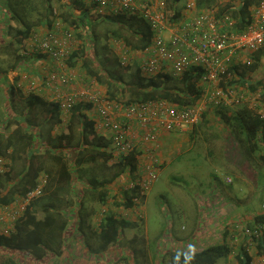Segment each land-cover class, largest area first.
<instances>
[{"label": "built area", "instance_id": "1", "mask_svg": "<svg viewBox=\"0 0 264 264\" xmlns=\"http://www.w3.org/2000/svg\"><path fill=\"white\" fill-rule=\"evenodd\" d=\"M100 17L132 15L144 20L152 33L151 43L141 55L124 47L119 54V64L126 69L138 65L140 75L152 79L160 74L180 77L195 67L202 69L199 85L202 95L194 105H178L166 99L139 100L124 103L112 100L95 85L73 88L76 76L69 64L75 52L76 36L65 30L62 18L56 17L50 28L34 31L27 40L30 49L24 55L42 60L43 74H25L24 82L30 93H38L57 103L60 111L70 114L79 103L91 105L86 110L92 115L94 127L111 142V161L118 163L124 157L136 152L138 165L141 158L157 151L161 136L166 132L191 129L197 126L207 111L223 105H249L260 119L264 120V88L258 86L246 96L232 81L230 69L240 60L251 67L256 63L254 55L264 49V0H260L252 21L246 29L238 31L231 17L217 18L214 12L203 10L191 19H183L169 25L166 0H81ZM195 4H188L193 9ZM56 11V10H55ZM139 63V64H138ZM33 73V72H32ZM225 80L226 85L222 82ZM45 90V91H43ZM48 93H47V92ZM65 122V120H64ZM157 161L150 164L148 178L135 183L144 166L135 172L128 171L123 191L137 189L145 196L157 179ZM12 160L0 155V174L10 173ZM130 174H133L130 176ZM143 174V173H142ZM48 183V176L40 177L38 184L26 195L17 196L8 205H0V234L11 236L17 221L33 201L41 196ZM121 188V189H122ZM135 203L140 200L133 199ZM264 210V205H263ZM140 217H143L141 214ZM264 228H245L244 235L259 240ZM251 248L254 240H251ZM254 242V243H253ZM254 264H259L254 262Z\"/></svg>", "mask_w": 264, "mask_h": 264}, {"label": "trees", "instance_id": "2", "mask_svg": "<svg viewBox=\"0 0 264 264\" xmlns=\"http://www.w3.org/2000/svg\"><path fill=\"white\" fill-rule=\"evenodd\" d=\"M166 1L168 5L167 20L169 25H173L182 18V8L180 4L184 0ZM240 1L241 7L239 10H236V8H233L231 5L226 6V10H221L224 16L227 15L224 14L225 12L233 14L232 17L235 20V29L238 31L246 29L250 24V7L257 4V0ZM71 2L76 9H81L82 14L79 18L80 21L85 23L90 16L94 15L95 12L93 11L90 14V9L87 8L81 0H71ZM208 2L209 0H198L196 4L197 8L201 10L207 9L206 5ZM8 3L12 4V1H7L9 7ZM168 9L171 12L168 11ZM52 13L53 18L60 17L63 21H65L64 17L66 15L69 17L68 12L64 13L65 16H63L58 10H54ZM128 18L130 22L133 23H135L137 19V17L132 15L109 16L104 22L109 23L112 28L105 33V38H102L97 34V25L92 26L83 23L81 26H89L92 28L90 30L91 37H93L92 45L97 48L98 44L102 41L103 51L107 49L106 46L110 37L123 40L131 50H144L151 43L152 34L150 33L148 36H145L144 34L140 40L136 41V32L132 30L131 25H128ZM68 19L66 18V20ZM9 32L10 31L8 30V33ZM29 32L30 29H27L20 34L27 37ZM0 42L3 43V41ZM98 53L99 52L94 54L95 57H93L89 55L86 48L81 47L72 54L69 64L71 65L75 59L81 61L89 76L97 78V81L108 85L110 90L108 96L112 100L130 103L139 100L166 99L178 105H194L199 101L202 95V89L199 85L202 69L199 67L184 72L180 78L173 77L169 74H160L155 78L146 79L141 76L140 71H138L139 74L136 72L133 79L127 81L123 77L121 70L117 69V67H121L117 56L109 55L105 58L106 60L102 59L110 65V68L113 69L111 70L104 64L99 66L96 63V58L99 56ZM263 54L264 50L259 59L262 58ZM20 59L22 58L19 57V60ZM259 59H256V63L251 66L254 70L259 67ZM19 64L21 63L18 62L16 66ZM230 72L232 73V76H235L233 68L230 69ZM119 73L121 74L119 75ZM4 75L5 74H0V80L5 79ZM173 80H178V84H171L170 82ZM225 80L226 79L224 78V81L222 82L223 86L226 85ZM233 82L235 83L236 81H230V84ZM121 83H124L125 85L123 89L119 86ZM257 87L258 86L256 85L252 86L251 90L254 91ZM126 92H129L130 95L127 101L124 100ZM89 108H91V105L89 104H77L71 111L72 117L70 121L66 123L61 118L62 112L57 103L48 98H44L41 94L31 93L27 98L22 111L14 109L16 114L19 113L15 120L19 126L15 130V132L19 134L18 139L15 140L13 137H10L7 140V144L4 145L0 129V155L12 160V169L19 164L24 165L23 173L19 175L21 179L19 177L17 179L10 178V173L0 174V205H8L13 202L17 196L26 195V193L36 187L43 172L48 174V183L44 188V192L33 201V203L26 209L23 216L17 221L15 232L8 237L0 234V257L2 259L0 264H55L53 257H51V253L54 255L60 254V251L58 250L60 247L62 249L64 232L67 230L69 222L60 216L61 209L57 207V202H49L46 204L42 203L41 198L46 190L53 189L54 191L51 195H55V199L60 201L58 194L65 188L62 183L69 181V185L71 184L72 176L75 171L71 168V164H69L66 155H74V153L67 151V147H71V144L73 143L77 146L83 147L85 143H87V134H90L93 137V141L98 139L99 136L94 127V121L89 118L90 116L86 112ZM42 114H49L48 122L50 123V126L48 133L50 135L51 131L56 129V126L61 125L64 127L61 133L55 135V137L52 135L50 136V139H52L51 147L46 148L45 152L47 157H50L59 165L57 170L46 167L44 163H42L44 157L37 151L35 152V150L38 149L34 147V144L37 145L39 139H41L40 136L45 139L44 133L37 129L42 127L38 118ZM234 115V119H236L240 129H242L241 132L244 131L246 134L250 148L253 151L259 147L264 150V120L260 119V117L251 110L247 104L240 105ZM12 117L14 116L3 119L0 127H7L9 120L13 119ZM43 123L46 122H42V124ZM77 124H79L78 129L80 132L78 131V140L74 142L75 127ZM32 147L34 149L33 151L28 150L30 148L32 149ZM92 148L93 149L87 151L91 158L87 159L88 155L85 154V152H80L77 156V163L79 164L84 161H96L97 159H100L105 165H108L112 156V150H107L108 147L106 144L105 146H97L93 143ZM262 159L264 160V156H262ZM116 167L121 168L122 172L128 169L132 173L135 172L138 167L137 153L134 152L124 157L121 161L116 163ZM70 168L72 170H70ZM6 181H8L7 184H5ZM69 185L67 187H69ZM136 190L137 189H130L124 192L125 196L121 201L125 208L128 209L133 207V199L136 195ZM96 193L99 195V199L103 201H106V198L108 199L106 190H101ZM110 210L111 209H109L108 212L104 211L99 219V225L101 228L100 235L104 241V248L117 242L120 235V221L116 218L115 214L110 212ZM82 217L83 219L80 221L86 223L85 215H82ZM78 219L80 218L78 217ZM255 220V226L249 228L253 229L257 226L264 227V214L257 215ZM251 240H254L255 242L254 245L256 246L257 254L264 256L263 232L262 237L256 241L255 239L246 237L235 252L226 242L210 245L206 248L190 253L172 251L169 253V264H218L219 261L228 259L232 253H235L236 264H253ZM94 264L106 263L96 262ZM109 264H130V261L128 258L124 257Z\"/></svg>", "mask_w": 264, "mask_h": 264}, {"label": "crops", "instance_id": "3", "mask_svg": "<svg viewBox=\"0 0 264 264\" xmlns=\"http://www.w3.org/2000/svg\"><path fill=\"white\" fill-rule=\"evenodd\" d=\"M11 1H12V4L8 3L9 7L7 5V0L5 1V4L1 3V1H0V41H3V43L0 42V47H8V44H5L6 42L4 40L5 34L8 33V30L9 31L14 30L16 32V35L18 36V39L22 40L21 38H23V41H27L29 39V37L31 36L32 32H34V31H41L42 32V31L47 30L48 28L51 27L54 19H56V17L53 18L52 11L58 10L63 14V16H65L64 13H67V12H68L69 16L70 15L72 16V20H71L66 15L64 17V19H65L64 23H65V30L72 31L76 36V44H75L76 50L75 51H77L81 47H84L88 50L89 55L94 56V54H96L99 51V49L101 48V47H97V48L93 47V45H92L93 37H91L92 35H91V31H90L92 28L89 26H83V27L81 26V24L84 23V22L80 21V19H79L81 17V14H82L81 9H76L75 6L72 4L71 0H40V1H35V2L34 1L31 2L28 0H26L25 2H23V0H11ZM217 1L218 2L220 1V4L217 3ZM233 1H234V3H233ZM231 2L233 4H230ZM259 3H260V0H257V4L252 5L250 7V22L253 19L255 9L259 5ZM188 4L186 2V3H183L182 5H180L182 8V11H181L182 18L178 22H176L175 24L179 23L183 19H191L198 12L203 11V10L197 8V5H196L197 1L195 3V6H194L195 8H193V9H188V7H187ZM229 5H231L233 8H236V10H239V8L241 7V1L240 0H224V2H222V0H209V2L206 5L207 9H205V10H210V11L214 12L215 15L217 16V18H219V19L225 18L226 16L232 17L233 16L232 13L225 12L224 14H227V15L224 16L223 12H221V10H226V6H229ZM89 9H90L89 12L91 14V12H93L94 10L91 8H89ZM108 17L90 16L87 19V21H85L84 24L92 25V26L97 25L96 29H97V33H98V31H99L98 28H99L100 24L104 23V21H106ZM134 17H137L136 22L135 23L130 22V20L128 18V21L130 22V23L128 22V25H131L132 30L134 32H136V36H137L136 41H137V40H140V38H142L144 36V34H145V36H148V34L151 33V30H150L148 24L144 20H142L138 16H134ZM66 18L67 19L69 18V19L66 20ZM232 19H233V17H232ZM23 20L28 21V24H29L27 29H30V32L28 33L27 37H24L23 34H20L23 31L22 28L20 27L21 22ZM234 22H235V20H234ZM132 24H133V26H132ZM77 36L79 37V40H77ZM112 38H110L109 41L107 42V46H106L107 49L105 51H103V50L99 51V53H98L99 56L106 55V58H107L109 55H115V56L119 57V54L124 47L131 50V48L128 47L123 40H121L119 38L117 39L115 37H112ZM18 46H22V44H20ZM132 51L133 52H139L140 50H137V51L132 50ZM262 51L256 53L254 55V58L259 59L260 56L262 55ZM20 54H21L20 57H22V56L29 57L30 56V55H24L21 52H20ZM137 54H138V56H140L141 51ZM32 58H33L34 62L36 61L35 66L32 67L33 70H30L31 68L29 67V65L28 66H22V63L17 65V66L13 65V67H12L13 69L9 72V74L13 73V74L17 75V76H15V79H13V80L11 79L12 81H10V80L5 81L6 76L4 75L5 80L4 79L0 80V90H1L0 93L4 92L6 94V96H8L7 98L9 100L8 106H5V110H6V108L8 109L9 106H11V109L13 108V111H14L15 107H13V101L15 100V102H19V100L20 101L22 100L21 103H23V104L19 108V110L22 111V108L25 105L27 98L31 95V93L28 91L27 84L25 85V82L22 83L23 79L25 78V76H22V74H29V75L34 74V75H38L37 76L38 78L41 77V75L43 74V69L41 68L43 65L42 60H40L38 57H34V56H30L28 60L33 61ZM263 58H264V54H263L262 58L259 59V67L256 68L255 70L254 69L253 70H247L249 68L242 69L240 66L244 65L243 60H240L237 63V65L235 67H233V71L236 74H235V76L233 75L232 81H236L235 83L240 87L241 92L246 96H248L249 92L252 91L251 90L252 86L256 85V86H261L262 88H264V70H263V66H262L263 61H264ZM104 60H106L105 57H104ZM71 65L73 67L72 72L76 76L75 81H73V85H72L73 88H83L85 86L93 84L103 94L108 95V93H110L108 85L101 83L99 81L95 82L94 78L93 79L90 78V76L86 73V70L83 67V64L81 61H78L75 59ZM14 66L19 67V68H14ZM135 68H136V70H134V75L136 74V72L139 71L138 65ZM123 73H125V72H123ZM0 74L2 75L1 67H0ZM120 74L121 73H119V75ZM138 74H139V72H138ZM87 76L89 77V79H91V80H89V82L86 80ZM2 83H4V84L2 85ZM119 86L121 89H123V87L125 85H124V83H121ZM43 91H45V90H43ZM121 95H122V93H121ZM222 108H227V106H223ZM208 113H209V111H207V113H205V115H207ZM18 114H16V113L13 114L14 117H12V118H13V121L15 122V124H14L15 127H13V125H12L11 130H10L11 132L9 133V135L5 134L6 138H5V140L3 139L4 145L7 144V140L10 137H13V139H15V140L18 139L19 134H17V132H15V130L19 127L15 121ZM48 115L49 114H42L38 117L39 122H41L40 124L42 125V127L37 128V129H39L40 132L44 133L45 139L43 140L42 137L40 136L41 139H39L37 145L34 144V147H36L38 149V150H35V152L36 151L41 152L42 151L41 149H46L48 147H51L52 139H50V136L52 135L55 137V135H56V131H55L56 129L51 131V135L48 133L49 128L47 130H45V125L50 124L48 122L49 121ZM63 115L64 114L61 113V118ZM89 116H90L89 118L92 119V115L89 114ZM234 116L235 115H233V117ZM42 122H46V123L42 124ZM183 130L186 131L187 129H183ZM194 131H197V130H194ZM173 132H166L161 136L160 142L158 145L159 147H158L156 153L154 151V152L147 154L149 156L143 155L142 157H140L141 162H143V165H138V166L139 167L144 166V169L142 172H141V170H139V176L135 177V179H136L134 181L135 183L138 184L139 181L143 182L145 179L148 178L147 167H149L150 164L154 165L156 163V161H157V166H158L157 176L160 174V172H161L160 166H161L162 159L160 157L161 155H159V154H161L160 151H161V149H163V143H165V141L172 135ZM97 133H98V136L100 134V136L107 137L105 134L99 133V131H97ZM77 137H79L78 133H77ZM87 140H89V142L85 143V145L83 147L77 146L75 143L71 144V147H67L68 148L67 151H71L72 153H74V155H69V156L66 155V158H67L69 163L72 162L71 168L73 170L75 169V173H73L70 185H69V181L62 183L65 186V188L62 191L67 192L68 191L66 189L67 186L68 185L71 186L77 177L78 179L81 178L79 180L83 181L84 184H85V182H86V184L93 185V186H95L97 184L101 185L103 183L106 184L105 187L100 188V189L93 188L92 193L95 194V192H98L101 190L102 191L106 190V193L108 194V199L106 198L105 199L106 201H103V200L99 199V195L97 194V197L94 199V202L97 203L96 207H98V205H100V208L98 207L99 209H97L96 211H95V208H92V207H90L88 209L87 206L85 205L86 200H87V198L85 197V194L82 192V190H77V198L76 199H77L78 203L80 200L81 207L78 208V207H75V205H74L73 208H66V206L63 205L60 208L61 209L60 216L63 217L65 220H67L69 222V224H68L67 230L64 232V236H63L64 240H63L62 249L58 250V251H60V254H58V255L62 256L61 257L62 259L60 260L59 258H57V261H56V259L53 258L55 264H94L96 262L97 263L98 262H104L106 264L107 263L109 264V263L116 262L120 258H124V257L128 258V256L126 255L127 254L126 250H125L126 248L124 246H122V244H121V248H119L121 250L118 253V257H114L113 255L110 256L109 254H110V251L113 250L115 247L120 246L119 243H122L123 240H125V239H129L131 235L136 237V240H137L139 237L136 233V229H137L136 225H140V223H138V222H140L138 220V218L142 214V215H144V219H145L143 207H144V204L146 202L145 198L148 194V191L151 189L152 185L150 186L149 190H147L146 196H143L145 201H139L138 203L134 202L133 207L128 208V209L122 205L123 208H120L118 210V208H113V203L116 202V199L113 198L112 195L114 193H117L118 195H120L122 197V199L124 198V196H125L124 192L125 191L123 193H119V191L120 190L123 191V188H125V187H123L122 189H119V186L122 187L121 183L126 182L125 179L122 178V180L120 182H118L117 185H115L116 183L112 184L110 181H108L107 174L96 176L92 173V175H93L92 176L91 173H89L87 178L89 180H91L92 182L91 181L89 182V180L87 178L83 179V177L81 176V172H86L87 169L91 170V168L94 165V162H96V161L91 160V161H84V162H81L79 164L77 163V156L80 152L87 153V151L89 149H93L92 148L93 137L90 134H87ZM99 140H101V138ZM28 150L33 151L34 149L32 147V149L30 148ZM224 150L226 151L225 152L226 153L225 159L223 160V157H222L221 159L223 162L222 163L217 162L216 168L219 172H221L222 174L225 175V171L227 170V168L225 166H227V165L236 166V157H235V154H236L235 151L236 150L235 149L232 150V148H231V151L228 152L230 149L229 148L226 149V147L224 148ZM231 153L233 156L231 155ZM89 158H91L90 155L87 156V159H89ZM232 159H234V160H232ZM19 166H21V165H19ZM71 168H70V170H72ZM229 175H233L234 177H236V173H234L233 171L230 172L226 176H229ZM20 179H18V180H20ZM230 180H231L230 178H227V181H230ZM76 182H78V181H76ZM108 182H110V183H108ZM231 182L225 188L221 189L220 193H217L216 191H214L213 193L207 195V197H206L205 193H200L198 195L199 203L200 202H204L205 204L207 203V205H205L203 203L201 205V207L203 208V210H205V212L208 213V215H209L208 219L206 221H203L202 220L203 217L202 216L199 217V215H197L196 212H194V214L190 217L189 214L186 213V211H183V213H184L183 216L185 218H187L188 220L192 221V226H193V229L191 231L192 235L191 234L189 236L188 235H177L172 240H169V237H168L167 240H169V241H166V242L160 244L159 258L157 260H154L151 252L149 251L148 240L142 239L143 246H145L143 248V250H144L143 252L145 254L143 255V258H142L144 261V264H169V260H170L169 259V253L172 251H179V252H185V253L189 252L190 253V252H195V251H198L200 249L206 248L210 245L225 242L223 240V237H224V233H226V231L229 230L230 233L239 232L238 230L241 227V222H243V220H244L242 218L243 217V215L241 214L242 212L244 213V212L248 211V215H245V217L247 219L246 221L247 222H253V224H255V221H256L255 217L259 214H264V210L262 209L261 211H258V212L252 211V199L255 197L253 194V190H250L249 196L247 193L245 194V200L239 199V198H237V195H236V188L234 186L232 187V185L235 183H233V182L231 183ZM246 183H247V178L243 176L239 182L240 188L243 189L244 187H241V184L246 185ZM88 188L91 189L92 187H88ZM138 189H139V187H137L135 197L139 198ZM244 190L247 191V188H244L243 192H244ZM53 191L54 190L52 189L51 192H53ZM118 195H116V196L119 197ZM203 195H205V197H203ZM257 196H259L260 198H262L264 200V188L261 190V192L258 193ZM65 197H68V195L65 194ZM66 199H69V198H66ZM139 200H140V198H139ZM60 201L62 202L61 199H60ZM83 203H84V205H83ZM263 203H264V201H263ZM241 204H244V206L247 205V207L245 209H242L240 207ZM195 206H196V202H195ZM197 208H200L198 203H197ZM197 208L195 207L194 211H196ZM109 209H111L110 212L115 214L116 218L120 221V235H119L117 242L110 244L109 246H107V248H104L105 247L104 241L102 240L101 235H100L101 228L99 225L100 224L99 217H100L102 212H104V211L108 212ZM70 211H73L74 214L70 215ZM81 214L83 216L85 215L86 223H84V221L83 222L80 221L83 218ZM78 217L80 219H78ZM92 217H93V220H91ZM80 222H81V224H80ZM234 226H236V231L234 230ZM169 231H171V233H169L168 236L174 234L173 229H170ZM126 232L128 233V236H126L127 235ZM238 235H239V233H238ZM245 239H246V236H245L244 240ZM143 240H146L147 243L143 242ZM226 243L229 244V242H226ZM116 244L119 246H117ZM64 249H65V251H64ZM92 250H94L96 252L94 254H92L91 253ZM102 254L106 257H103ZM251 254L253 255V264H254V262L259 263V264H264V256L257 254V249L255 247L251 248ZM230 263L236 264V260L231 261V256L226 260L219 261L218 264H230Z\"/></svg>", "mask_w": 264, "mask_h": 264}, {"label": "rangeland", "instance_id": "4", "mask_svg": "<svg viewBox=\"0 0 264 264\" xmlns=\"http://www.w3.org/2000/svg\"><path fill=\"white\" fill-rule=\"evenodd\" d=\"M0 1L1 3L5 4L6 0H0ZM25 1L26 0H23V2ZM28 1L35 2L40 0H28ZM196 1L198 2V0H184L181 2L180 5L186 2L187 4L188 3L195 4ZM222 2H224V0H222ZM217 3L220 4V1L219 2L217 1ZM233 3L231 2L230 4ZM169 9L168 11H170ZM93 16H98V15L95 12ZM69 18L72 20L71 15L69 16ZM28 25H29L28 21L23 20L21 22L20 27L22 28L23 31H25L27 30ZM111 28L112 27L109 25V23L104 22L100 24L98 28L99 31L97 34L102 38H105V33L109 31ZM21 39L22 40H19L18 36L16 35V32L12 30L9 33H6L4 38L6 42L5 44H8V47H0V67H1V73L5 74L6 76V80L4 79L5 81H9V80L12 81L13 79H15V76L17 75L13 73L9 74V72L13 69L12 68L13 65L16 66L18 62L22 63V66L29 65V67L31 68L30 70H33L32 67L35 66L36 61L34 62L33 58H32L33 61L28 60L30 56L29 57L22 56L21 57L22 59L19 60V57L21 56L20 52L22 54H25L26 50L30 49L29 42L23 41V38ZM77 40H79L78 36H77ZM19 42L22 43V46H18L21 44ZM102 44H103L102 41L98 44V47H101L99 51L103 50ZM104 57L106 58V55L98 56V58H96V63L99 66H102L104 64L105 66L110 68V65L106 63L104 60H102L104 59ZM136 66L137 65L135 64L134 66L126 69L122 67H117V69H120L123 77L126 80L130 81L134 77V70H136L135 68ZM262 66L264 70V61ZM240 67L242 69L249 68L247 67V65H241ZM110 69L113 70L112 68ZM252 69L253 67H250L247 70H252ZM24 75L25 74H22V76ZM90 78L93 79V77L91 76ZM94 79L95 82H98L96 78ZM86 80L89 82V80L91 79H89V77L87 76ZM22 83H24V79ZM170 83L178 84V80H173ZM3 84L4 83H2V85ZM0 94H1L0 95V126H1L3 119H6L8 117L10 118V116H13V114H15V111H13V108L11 109V106H9L8 109L6 108L5 110V106H8L9 103V100L7 98L8 96H6L4 92ZM129 97H130L129 93L126 92L124 95V100L127 101ZM21 101L20 100L19 102H15V100L13 101V107H15L16 110H19V108L22 106L23 103H21ZM223 106H227V108H222ZM223 106L220 108L210 110L209 113L207 114L208 116L205 115L206 117L205 116L203 117V119L201 120L198 126H195L191 129H187L186 131L184 130L174 131L172 135L170 134L171 136L165 141V143H163V149H161L160 151L161 154L158 153L159 155H161L160 157L162 159L160 166L161 172L158 175L157 180L152 184V187L148 191L147 196L145 195L146 202L143 207L145 219L143 215V217L138 218V220L140 221L138 223H140V225L135 224L137 227L136 233L139 238L136 240V237L131 235L129 239H125L123 240L122 243H119L120 246L116 244L119 247H115L113 250H111L109 254L110 256L113 255L114 257H118V253L121 250L119 248H121V244H122V246L126 248L125 249L127 253L126 255L129 258L130 264H144L142 258L143 255L145 254L143 252L144 251L143 248L145 246H143L142 239H147L149 242L148 245L149 251L151 252L154 260H157L159 258V247L161 243L172 240L177 235L189 236L191 234V231L193 229L192 221L188 220L183 216L184 215L183 211H186V213L189 214L190 217L194 214V212H196L197 215H199V217L201 216L203 217L202 218L203 221H206L209 215L201 207V205L204 202L199 203L198 195L200 193H205L207 197V195L213 193L214 191L220 193V190L225 188L231 181L235 183L232 185V187L234 186L236 188L237 198L245 200V194L247 193L249 196L250 190H253V194L255 197L252 199V211L258 212L263 209L264 200L257 195L264 188V160L262 159V156H264V150L259 147L255 151H253L250 148L249 142L247 141L245 132L244 131L241 132L242 129H240L236 119H234L233 117V115L236 114V110L240 106H235V105H223ZM71 117L72 116L70 113L63 115L62 119L65 120L66 123H68ZM14 124L15 122L13 121V119H10L7 127L5 128L0 127L2 133V139L5 140L6 138L5 134L9 135V133L11 132L10 131L11 126L13 125V127H15ZM49 126H50L49 124H46L45 130H47ZM63 128L64 127L61 125L56 126V130H55L56 135L61 133ZM78 128H79V124H77V126L75 127L76 131L74 136L75 139L74 142H76L79 138L77 137V133L79 131ZM100 138L101 140H99ZM42 139L44 140V138ZM88 141L89 140H86V142ZM93 143L96 144L97 146L98 145L105 146L106 144V146L108 147L107 150L109 151L113 149V147L110 145L111 144L110 140H108V138L105 136H100V134L98 139L97 140L95 139ZM225 147L226 149L228 148L230 149L228 152L231 151V148L232 150L233 149L236 150L235 151L236 166H232V165L225 166L227 170L225 171V175H224L217 170L216 163L217 162L222 163L223 162L221 159L222 157L223 160L225 159L226 156L225 153L226 151L224 150ZM41 150L42 151L38 153H40V155L44 157V159H42V163H44V165L50 169L53 168V170H57L59 165L50 157H47L45 155L46 149H41ZM85 154L89 155V152ZM19 165L13 167V169L10 172V178L17 179L19 175L23 173L24 165L21 166ZM70 166H72V164ZM128 171L129 169L122 172L121 168L116 167V163L111 161V159L108 165H105L100 159H97L96 162H94V165L91 168V170L87 169L86 172H81V176L84 179L87 178L89 173H91V175L93 173L96 176L107 174L108 181H110L112 184L116 183L115 185H117L118 182H120L122 178L125 177V175L126 176L128 175ZM232 171L236 173V177H234L233 175L226 176ZM46 175L48 176L46 172H43L40 177H44ZM132 175L133 174H130V176ZM243 176L247 178L246 185L241 184V187L247 188V191L244 190V192H243L244 188L242 189L239 186L240 179ZM227 178H230L231 180L227 181ZM79 179L76 177L74 183L66 188L68 190L67 192L64 191L59 192L58 198L61 199L62 202L56 200L55 195H51L52 189H50V190H46L45 193L43 194L41 198L42 203L47 204L49 202L50 203L57 202L56 205L57 207L59 206V209L63 205L66 206V208H73L74 205L75 207L80 208L81 207L80 200L78 203L76 198H77V190H82V192L85 194V197L87 198L85 205L87 206L88 209L90 207L95 208L96 211L97 209L100 208V205H98L99 208L96 207L97 203L94 202V199L97 197V193L96 192L95 194L92 193V189L103 188L106 186V184L103 183L101 185L97 184L93 186L86 184L85 182L86 184L85 185L84 182ZM90 181L91 180H89V182ZM7 183L8 181L5 182V184ZM121 184L122 186H125L126 183H121ZM88 187H92V188L90 189ZM121 188L122 187L119 186V189ZM123 192L124 191L122 190L119 191V193H123ZM65 194H67L68 197H65ZM116 195L118 194L114 193L112 195V197L116 199V202L113 203V208H118L119 210L120 208H123L122 206L123 202L120 201L122 197L120 195H118L119 197H117ZM203 197H205V195H203ZM139 198L140 201H145L142 195H139ZM195 202H196V206H195ZM197 203L200 206V208H197ZM205 205H207V203ZM195 207L197 208L196 211H194ZM240 207L242 209H245L247 205L244 206V204H241ZM72 214H74L73 211H70V215ZM241 214L243 215L242 218L244 220L243 222H241V227L238 230L239 232L237 233L233 232L234 233L233 234L230 233L228 230L226 231V233H224V237H223V240L225 242H229V245L234 249V252L238 249L239 245L242 244L245 238L244 229L255 226L253 222L246 221L247 219L245 215H248V211L244 213L242 212ZM91 220H93V217L91 218ZM170 229L174 230V234L168 236V234L171 233V231H169ZM234 230L236 231V226H234ZM126 236H128V233ZM168 237L169 240H167ZM143 242L147 243L146 240H143ZM95 252L96 251L94 250L91 251L92 254H94ZM56 255L51 253V257L55 258L56 261L57 258H59L60 260L62 259L61 258L62 256L58 254ZM102 256L106 257L103 254ZM1 260L2 259L0 257V261ZM234 260H235V253H232L231 261Z\"/></svg>", "mask_w": 264, "mask_h": 264}]
</instances>
